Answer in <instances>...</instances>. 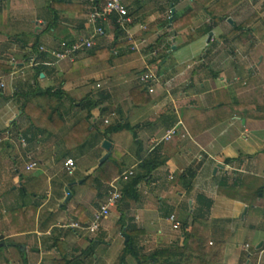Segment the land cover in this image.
<instances>
[{"label":"crops","instance_id":"obj_1","mask_svg":"<svg viewBox=\"0 0 264 264\" xmlns=\"http://www.w3.org/2000/svg\"><path fill=\"white\" fill-rule=\"evenodd\" d=\"M105 1L0 0V63L14 66L0 71L6 83L0 90V247L6 245L0 264H23V257L26 264H55L60 257L66 262L65 256L100 247L92 237L113 228L122 238L130 230L138 249L148 244L154 251L171 250L183 246L195 215L206 222L208 245L222 244V264H264V0H181L180 12L176 0H122L131 24L121 31L110 19L102 21L105 36L91 47H107L109 60L71 70L84 51L60 62L41 54L39 66L29 65L40 45L87 37L88 15ZM165 11L164 25L158 18ZM132 41L138 52L128 48ZM145 63L161 83L135 104L130 89L139 84ZM41 87L63 93L64 122L54 133L32 130L20 107L26 94ZM86 97L88 120L81 106ZM177 114L185 136L153 144ZM126 123L132 130L100 134ZM88 134L87 144L82 137ZM104 140L109 151L101 147ZM59 153L75 162L74 180L67 184L61 180L66 175L55 171ZM106 154L121 163L120 174L128 169L135 174L145 160L154 169L136 185V197L124 195L97 231L59 228L61 222L86 226L102 203L104 196L81 181ZM32 163L33 172H21ZM38 188L46 193L26 191ZM170 214L179 228L167 222ZM126 260L123 264L131 263Z\"/></svg>","mask_w":264,"mask_h":264},{"label":"trees","instance_id":"obj_2","mask_svg":"<svg viewBox=\"0 0 264 264\" xmlns=\"http://www.w3.org/2000/svg\"><path fill=\"white\" fill-rule=\"evenodd\" d=\"M174 0H172L173 2ZM128 12V11H127ZM129 14V13H128ZM118 29V28H117ZM35 46V45H34ZM33 46V47H34ZM84 52V51H83ZM85 55L80 59L73 60L71 62V70L83 68V66L89 65V63L107 61L109 60L108 48H89L85 50ZM14 66L11 64H1L0 71L10 72ZM41 75V71L37 72V78ZM139 83V82H138ZM147 85L138 84L130 89V94H132V99L135 104H139L138 97L141 95L146 96ZM63 97L61 90L55 89L53 87L36 88L30 93L25 95V100L20 106L23 114L28 118L29 125L32 130L39 133H54L58 131L63 126V118L60 113V104ZM144 99H142V102ZM90 99L86 97L84 103L81 105L82 109L87 110L88 120L90 117L89 105ZM91 124L87 123V127ZM86 127V128H87ZM121 130H132L127 123L126 124H116L108 126L103 131V136L110 134L112 132H118ZM88 131V130H87ZM150 160L143 161L139 165L138 171L128 177L127 182L122 188H119L122 193V197L126 195L134 199L137 194L136 185L147 179L154 167L150 166ZM121 163L112 157H108L102 164L96 166L92 173L85 175L82 179L81 184L89 190L96 193L97 197H102L107 194L108 184L120 175ZM71 192V191H70ZM211 204L206 206V210ZM185 222L182 223L181 228L183 230ZM190 231L184 232V244L182 247L176 246L171 250L161 249L154 251L149 255H140L138 253L139 249H136L132 233L130 230L125 229L123 233L127 236L128 240L125 244V248L122 250V254L119 259V263L123 264L125 256H131L134 258L136 264H149L156 263L157 258H162L159 264H222L220 262L221 258V243H215L213 246L208 245V236L206 233V222L202 219L201 215H195L192 217L190 222ZM58 250L60 251V256H62V250L60 249L62 243L56 241ZM1 245V243H0ZM6 245L4 244L3 247ZM0 247V250L3 248ZM92 252L91 248H88ZM63 257L53 261L55 264H69L65 262ZM23 264H26L25 258L23 257ZM76 264V263H73Z\"/></svg>","mask_w":264,"mask_h":264},{"label":"built area","instance_id":"obj_3","mask_svg":"<svg viewBox=\"0 0 264 264\" xmlns=\"http://www.w3.org/2000/svg\"><path fill=\"white\" fill-rule=\"evenodd\" d=\"M110 19L114 25L121 31H126L128 26L131 24V18L127 12L126 7L122 4V0H106L102 6V8L97 9L94 7L93 10L88 15V22H90L92 26V30L87 37H83L74 42H66L60 41L57 44H53L51 46L40 45L38 47L37 56L33 57L29 60V65L31 67L39 66V57L41 54H46L51 57V59L55 60V62L60 61H72L77 54L82 53L83 51L94 46L96 40L103 38L105 36V31L101 26V22ZM130 50L139 51L138 44L134 41L128 47ZM156 50H153L150 54L154 56ZM145 72L141 73L138 76L139 84L147 85V93H153V87L159 85L161 83L160 75L153 68L149 67L145 63ZM6 86L5 79L3 76H0V90H3ZM166 92V91H165ZM167 93V92H166ZM177 113V111H176ZM107 121H104L106 123ZM181 118L177 114V121L175 124L168 128L165 131L164 135L157 140H153V144H157L159 142L168 141L173 135L180 136L183 138L185 136L184 128L181 123ZM74 160L72 158L65 159L62 164V171L67 176L70 177L74 172ZM36 167V163L29 164L26 167L27 171L33 170ZM133 171L128 169L125 172H122L117 178L113 179L108 184L107 194L104 196L102 203L99 204L91 213L90 221L86 224V226H81L77 223H69L65 225H59L58 227L61 229L69 228L77 231H89L95 232L99 227V223L105 219L109 210L115 206L121 199L122 193L118 188L117 183L121 181H125L127 177L131 176ZM167 222L171 226L172 229H177L180 226V223L176 218L170 214L167 218ZM248 246H244L241 250H246Z\"/></svg>","mask_w":264,"mask_h":264},{"label":"rangeland","instance_id":"obj_4","mask_svg":"<svg viewBox=\"0 0 264 264\" xmlns=\"http://www.w3.org/2000/svg\"><path fill=\"white\" fill-rule=\"evenodd\" d=\"M98 1H101V0H98ZM175 2H177L176 6L179 8L178 12H180V10H182L185 7L184 4H182L183 2L181 0H176ZM188 2H190V1L189 0H184V3H188ZM146 7H148V8L152 7L151 2H147V6ZM184 11H186V10H184ZM167 16H169V15L165 11V13H163L162 17L158 18V20H159L158 22L160 24L162 23V24L165 25L167 23V20H166ZM213 16L215 17V15H213ZM82 97H83V95H80L79 99H81ZM176 117H177V115H176ZM100 134L103 137V132H101ZM82 138H83V142L85 140L86 143L88 144L90 142V140L92 139V135L91 134H88V136L84 135V137H82ZM85 150L87 152L88 148L85 147ZM64 159L65 158H63V154L62 153H59L58 155H56V159H55L56 160V164H55V171L56 172L61 173L62 164H63ZM85 161H86V158H85ZM85 161H84V163H85ZM35 169H33V171ZM20 170L24 174L31 173V171H32V170L31 171H25L23 165L20 167ZM61 177H62V179H61L62 182H64L65 184L70 183V182H72L74 180V177H71V176L70 177L61 176ZM51 186H52V190L54 191V185L51 184ZM26 191H28L29 193H31V192L33 193V192H37L38 191L37 193H39V192H42L43 190L38 188V189H36V191L32 190V189H30V190L27 189ZM44 193H46L45 190L41 194L43 195ZM61 195H62V192H60V196ZM59 224L63 225L64 222H61ZM55 232H56V228H55ZM120 232L121 231H120L119 228H113V230L110 233L104 234V236H101V237L100 236L97 237L96 235L93 236L92 238H97L98 240L101 241L102 244L100 245V247L95 248L94 251H92V252H90L87 249V251H85L86 254L83 255V256L82 255H77L76 253L75 254L73 253V254H71L69 256H65L66 259H67L66 262H68L69 264H73V263H76V264H80V263L81 264H104V263H102V260L100 259V258L103 257L106 260H109L108 263H106V264H120L119 263V259H120V256L122 254V248L124 247V238L121 237V235L119 234ZM66 238H68V236H66ZM240 238H242V237H240ZM241 241H243V239H241ZM147 245L148 244H146L144 248L138 250V253L140 255H149V254H151L152 251L155 250V249L154 250L150 249L151 246L149 245V247H147ZM157 245L159 246L160 244L157 243ZM135 248L138 249V245L137 244H136ZM93 254H96V257H94ZM78 257H81V258L78 259ZM58 258H59V256L56 254V259H58ZM124 258L127 259L126 261H128V262L131 261L132 264H136V262L133 261L134 258L131 259L130 255L129 256L127 255ZM46 260H48V259H46ZM124 264H128V263L124 262Z\"/></svg>","mask_w":264,"mask_h":264},{"label":"water","instance_id":"obj_5","mask_svg":"<svg viewBox=\"0 0 264 264\" xmlns=\"http://www.w3.org/2000/svg\"><path fill=\"white\" fill-rule=\"evenodd\" d=\"M172 12V9L170 10V13ZM169 20H170V18H169ZM110 145H109V143L107 142V141H102V143H101V147L104 149V150H106V151H109L110 150V147H109ZM107 157H108V155L106 154V155H104L100 160H99V164L98 165H100V164H102L106 159H107ZM64 192H65V194H66V197H65V203H67L69 200H70V198H71V192H70V190H68V186H66V187H64ZM123 237H124V239H125V241H127V237L125 236V235H123Z\"/></svg>","mask_w":264,"mask_h":264}]
</instances>
